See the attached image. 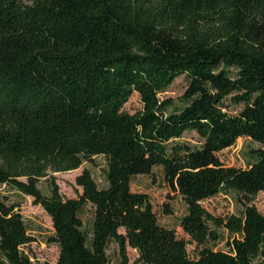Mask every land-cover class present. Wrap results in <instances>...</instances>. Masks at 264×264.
<instances>
[{
	"label": "trees",
	"instance_id": "1",
	"mask_svg": "<svg viewBox=\"0 0 264 264\" xmlns=\"http://www.w3.org/2000/svg\"><path fill=\"white\" fill-rule=\"evenodd\" d=\"M179 75L187 88L175 107L159 93ZM133 92L142 107L130 113ZM185 132L199 142L181 141ZM239 137L264 145V0H0V187L50 216L56 264H109L112 242L119 264L127 247L134 264H264V214L252 203L264 193V148L244 168L217 155ZM96 156L104 186L84 168L81 193L64 198L53 173ZM155 167L186 205L178 225L195 256L131 190ZM229 190L239 214L200 204ZM17 205L0 190V264H32ZM219 239L227 250L214 249Z\"/></svg>",
	"mask_w": 264,
	"mask_h": 264
},
{
	"label": "rangeland",
	"instance_id": "2",
	"mask_svg": "<svg viewBox=\"0 0 264 264\" xmlns=\"http://www.w3.org/2000/svg\"><path fill=\"white\" fill-rule=\"evenodd\" d=\"M187 88V79L184 75H179L164 90L159 93L161 99L170 98L175 107L183 105L181 96ZM142 104L136 92H133L129 100L124 104L123 109L133 113L140 110ZM235 111L238 107H231ZM181 141L198 143L199 138L194 132H185L180 138ZM257 148H264L257 142L248 137H239L236 142L217 153L220 160L225 166L242 167L246 166V158L249 151ZM84 168L91 171L93 177L99 186H104L103 172L105 160L102 156L94 157L92 162H84L79 168L66 171L55 172L56 183L59 191L64 198H73L81 193L82 189L75 182V178ZM39 186L46 189V180L43 178L39 181ZM131 190L146 193L152 203L153 210L157 215L159 222L165 226L175 229L176 234L187 241V251L191 256L196 255L194 243L189 242V236L183 233L178 225L180 216L185 212L186 205L181 196L170 189L162 179L160 167H155L150 175H136L131 180ZM3 194L8 195L9 202L17 203L18 210L24 220L28 234L33 238L31 242L21 247L22 251L27 254L32 264H56L59 255V246L56 242L49 240L54 235V230L50 216L40 206L32 203L31 196L22 195L8 186H1ZM252 203L257 209L264 214V193L260 192L253 198ZM200 204L212 215L225 217L229 214H239L243 208L242 202L238 200V195L234 191H222L212 197L200 201ZM165 209L170 210L166 213ZM84 228L88 229L91 219V208L87 205L82 213ZM223 237L226 232L221 231ZM214 249L227 250L225 239H219L216 244L212 245ZM110 262L109 264H119V255L117 246L114 242L110 243L107 249ZM129 264H134L138 254L135 249L127 247Z\"/></svg>",
	"mask_w": 264,
	"mask_h": 264
}]
</instances>
